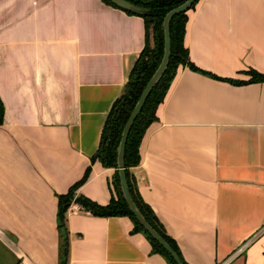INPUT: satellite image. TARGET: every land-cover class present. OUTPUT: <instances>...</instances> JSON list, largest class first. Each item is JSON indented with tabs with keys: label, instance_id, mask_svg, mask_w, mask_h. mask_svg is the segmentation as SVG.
<instances>
[{
	"label": "crops",
	"instance_id": "0c3cea01",
	"mask_svg": "<svg viewBox=\"0 0 264 264\" xmlns=\"http://www.w3.org/2000/svg\"><path fill=\"white\" fill-rule=\"evenodd\" d=\"M180 66L131 169L186 264H264V0H200ZM146 44L103 0H0V264H59L58 196L100 206L115 170L91 158ZM66 214L68 264H168L129 217ZM6 262V263H5Z\"/></svg>",
	"mask_w": 264,
	"mask_h": 264
},
{
	"label": "trees",
	"instance_id": "16d2710c",
	"mask_svg": "<svg viewBox=\"0 0 264 264\" xmlns=\"http://www.w3.org/2000/svg\"><path fill=\"white\" fill-rule=\"evenodd\" d=\"M109 6L119 9L109 0H103ZM134 5L144 8L145 13L137 15L126 12L130 15L140 16L144 19L146 27V44L138 60L131 70L129 81L126 84L122 96L113 104L103 127L99 148L91 158L92 163L99 161L103 167L115 170L114 186L116 197H113L110 204L100 206L97 203L83 196H76L77 191L87 182L91 174L89 167L83 178L73 185L68 193L58 196V228L60 230V253L59 264H68L69 259V238L65 228L66 214L73 204L97 217H129L135 226L136 233H142L150 241L153 252L163 256L168 264H176L171 255L156 242L139 224L134 214L129 210L123 197L120 175L118 170V148L122 138V133L132 112L134 111L140 97L147 84L159 68L164 56V28L163 22L166 15L173 9L184 4L188 0H127ZM200 1V0H199ZM197 1L191 10L197 4ZM121 10V9H120ZM123 11V10H122ZM125 12V11H124ZM188 12L177 15L170 22L171 33V57L168 68L152 90L145 106L136 119L125 149V172L127 176L130 193L137 207L148 223L155 228L158 233L171 245L176 253L186 264L174 241L165 233L163 226L152 209L142 200L138 194L135 178L131 174V169L138 167L141 163V145L150 126L158 121L157 110L164 102L168 91L177 75L180 66L189 67L192 71L204 75L212 74L197 68L190 61L189 50L185 46L186 28L188 24ZM252 82H264V75L251 71ZM217 78L216 76H213ZM5 106L0 98V127L4 124Z\"/></svg>",
	"mask_w": 264,
	"mask_h": 264
},
{
	"label": "water",
	"instance_id": "95a60500",
	"mask_svg": "<svg viewBox=\"0 0 264 264\" xmlns=\"http://www.w3.org/2000/svg\"><path fill=\"white\" fill-rule=\"evenodd\" d=\"M113 5L117 6L119 9L137 14L142 15L145 13L144 8L134 5L133 3L127 1V0H109ZM199 0H188L184 4L180 5L179 7L171 10L165 17L163 22V28H164V56L162 59V62L157 69L156 73L153 75L149 83L147 84L145 90L143 91L140 100L138 101L134 111L132 112L128 122L126 123V126L124 128V131L122 133V138L120 141V145L118 148V170L120 175V185L123 197L128 205L129 210L134 214L139 224L144 228V230L156 241L161 245L174 259L176 264H184L179 257V255L176 253V251L171 247V245L158 233V231L153 228L148 221L145 219V217L140 212L139 208L137 207L136 203L134 202L132 195L129 190L127 176L125 172V149L126 144L128 141L129 134L131 132V129L142 112L145 103L150 96L152 90L155 88V86L159 83L163 75L165 74L171 57V33H170V22L172 19H174L177 15L188 12L191 10L193 5Z\"/></svg>",
	"mask_w": 264,
	"mask_h": 264
},
{
	"label": "built area",
	"instance_id": "2783aa9c",
	"mask_svg": "<svg viewBox=\"0 0 264 264\" xmlns=\"http://www.w3.org/2000/svg\"><path fill=\"white\" fill-rule=\"evenodd\" d=\"M80 207H77V210H79Z\"/></svg>",
	"mask_w": 264,
	"mask_h": 264
},
{
	"label": "rangeland",
	"instance_id": "374dc122",
	"mask_svg": "<svg viewBox=\"0 0 264 264\" xmlns=\"http://www.w3.org/2000/svg\"><path fill=\"white\" fill-rule=\"evenodd\" d=\"M6 263V262H5Z\"/></svg>",
	"mask_w": 264,
	"mask_h": 264
}]
</instances>
